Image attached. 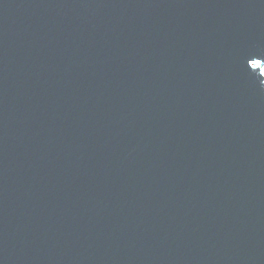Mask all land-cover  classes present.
<instances>
[{"label":"water","instance_id":"95a60500","mask_svg":"<svg viewBox=\"0 0 264 264\" xmlns=\"http://www.w3.org/2000/svg\"><path fill=\"white\" fill-rule=\"evenodd\" d=\"M0 264H264V0H0Z\"/></svg>","mask_w":264,"mask_h":264}]
</instances>
